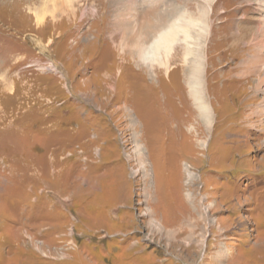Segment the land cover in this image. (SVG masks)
Masks as SVG:
<instances>
[{
    "label": "rangeland",
    "instance_id": "1",
    "mask_svg": "<svg viewBox=\"0 0 264 264\" xmlns=\"http://www.w3.org/2000/svg\"><path fill=\"white\" fill-rule=\"evenodd\" d=\"M117 1L0 0V264H264L256 0H215L192 31L208 127L184 42L168 72L128 55L152 8L205 0Z\"/></svg>",
    "mask_w": 264,
    "mask_h": 264
},
{
    "label": "bare ground",
    "instance_id": "2",
    "mask_svg": "<svg viewBox=\"0 0 264 264\" xmlns=\"http://www.w3.org/2000/svg\"><path fill=\"white\" fill-rule=\"evenodd\" d=\"M75 1L79 2V0H66L67 3H71V4H73ZM113 1H117V0H113ZM214 2L215 0H205L202 8L201 18L198 19L197 18L194 19L193 17L186 16V14L180 15V13H178V15L180 16H177L176 15L177 11L175 9L174 10L171 9L170 11L168 10L169 11L168 12L163 10L160 11L159 8H158L159 10L157 8H152L153 11L157 10L156 20H152L151 22H149L151 23L150 28L149 27L146 29L143 28L141 30L142 33L138 32V34H135L133 37H130L131 42L134 43L133 46L135 49L128 53L130 57L138 58L140 60L139 64L141 63L142 67H146V69L151 70L154 66L158 65L159 67L164 68L168 72L171 69V56L173 51L175 50V45L184 42V44L187 46L185 48L186 50L185 60L187 61V66L185 69V83H187L190 89V96L193 100V103L196 105L198 118L203 121L205 127H208V125L211 122V118H210L211 111H210V107L206 102V94L203 86L204 85L203 70L205 63L203 47L206 44L199 46L196 45L195 44L196 37H194L195 35H193L194 33L192 31L195 30L197 31V33L199 32L201 34L200 37L202 35H204L205 37L206 26H207L206 17L209 18V14L212 8L211 5ZM254 2L258 5L256 9V12L258 14L257 21L260 22L257 29L254 30V35H255L257 33L264 32V0H256ZM113 5H114V9L118 12L119 5L116 2L112 4V6ZM206 8H207V13H206ZM239 30H243V29L239 28ZM250 30L252 31L253 29ZM181 35L183 36V39H181L182 37ZM239 35H241V33L236 32V34L233 33L232 36L240 37ZM256 40L259 41V39ZM259 44L262 45V48H264V40L260 41ZM192 56L193 58L190 59V57ZM259 57H261V55ZM263 62H264L263 59H259V60L256 59L252 61L254 65H258L259 63H263ZM190 178H192L191 172H189L187 179L189 180ZM187 184L189 185L188 182ZM187 196L189 200L192 198V194L190 193L187 194Z\"/></svg>",
    "mask_w": 264,
    "mask_h": 264
}]
</instances>
